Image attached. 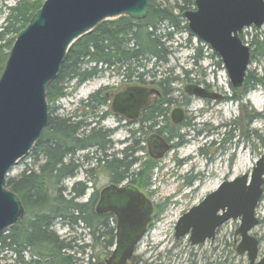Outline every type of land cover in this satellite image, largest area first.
Listing matches in <instances>:
<instances>
[{
	"label": "water",
	"instance_id": "1",
	"mask_svg": "<svg viewBox=\"0 0 264 264\" xmlns=\"http://www.w3.org/2000/svg\"><path fill=\"white\" fill-rule=\"evenodd\" d=\"M40 5L16 35L0 74V234L24 214L21 200L5 187V181L49 123L46 86L57 77L67 51L75 40L104 20L125 15L144 19L149 0H43ZM192 8L181 15L188 30L219 56L231 86L240 87L251 63L249 46L240 34L247 27L264 25V0H194ZM184 91L193 97L214 99V93L196 84L186 85ZM157 92L154 87H130L118 93L112 105L118 114H136L147 105L150 94ZM182 115V109L174 108L172 122L180 123ZM147 150L152 159H160L170 146L152 135ZM263 183L261 153L250 173L221 182L184 212L175 222V239L188 236L191 245L212 242L222 224L239 221L234 231L239 236L236 254H246L247 264H264L258 239L251 234L259 224L256 208ZM99 195L95 212L116 217L115 242L105 263L126 264L152 221L153 204L131 184L112 183Z\"/></svg>",
	"mask_w": 264,
	"mask_h": 264
},
{
	"label": "trees",
	"instance_id": "2",
	"mask_svg": "<svg viewBox=\"0 0 264 264\" xmlns=\"http://www.w3.org/2000/svg\"><path fill=\"white\" fill-rule=\"evenodd\" d=\"M193 2L194 0H176L171 4L167 0H149L148 13L144 19L134 20L125 15L114 20H104L91 32L73 42L57 77L46 86L49 123L41 131L33 147L34 161L21 173L7 177L5 181V187L21 200L24 214L10 230L0 234L1 250L9 249L19 255L26 251L30 252L35 260L31 259L29 263L22 261L24 264H75L76 261L67 254L74 248L73 241L59 237L55 233L52 228L56 223L62 227L80 226L87 229L91 243L83 246L91 249L97 244L110 252L109 248H112L115 242L116 219L113 215H98L95 212L100 190L93 188L86 201L78 202L90 189L89 184H92L97 176L96 168H84L86 178L74 181L70 185L68 197L63 196L66 186H61V183L76 177L79 170L93 160L96 167L101 165L108 174L109 184H131L144 193L149 185L150 170L155 161L150 157L142 161V155L139 153L145 151V147L141 148L140 145L121 151L109 150L107 131L104 128L92 129L87 137H83V142L85 145L101 139L105 142V147L84 152L81 150V139L77 132L81 122L80 109L84 114L92 102L98 103L100 107L107 105V98L102 97L99 92L88 95L85 99H78L75 106H70L69 109L59 104L61 111L59 113L56 104L59 99L69 97L71 94L66 93V85L72 84V87L84 85L108 71L113 73L112 76L156 85L161 92V98L149 106L148 118L150 121L159 120L162 113L167 115L169 110L167 106L175 103L171 95L173 92L171 83L178 81L179 78L169 74L157 79V70L154 68L168 64L173 53L169 40L175 34L187 32L189 38L194 37L187 28L186 20L181 17L183 12L192 9ZM41 3L42 0H17L3 10L0 8L3 17L0 24V74L16 35L28 24L31 15L39 9ZM240 38L245 40L243 33L240 34ZM198 42L202 44L200 40ZM249 48L251 62H255L258 57L264 59V31L255 32ZM194 51V60L198 61L202 54L201 48L195 47ZM215 55L218 56L216 53ZM218 64H222L220 59ZM246 70L242 86L235 89L230 85L232 96L227 100L241 101L250 90L264 86V68L261 75L256 74L253 69ZM184 73L187 79L189 73L188 71ZM181 95L184 96L181 105L187 104L189 95L185 93ZM104 115L107 113H103L102 116ZM165 124L170 127L172 125L170 120ZM153 126H156V123L151 125ZM257 137L261 139L260 136ZM261 142L264 145V138ZM86 147L84 146V149ZM76 151L78 153H75ZM263 196L264 190L261 200ZM155 217L154 214L152 221ZM151 223L149 228L152 226ZM176 243L178 245L179 241ZM224 243L230 246L226 241ZM188 245H191L189 241ZM174 246L177 247L176 244ZM133 255L129 260L132 263L135 262ZM89 264L106 263L90 260Z\"/></svg>",
	"mask_w": 264,
	"mask_h": 264
},
{
	"label": "rangeland",
	"instance_id": "3",
	"mask_svg": "<svg viewBox=\"0 0 264 264\" xmlns=\"http://www.w3.org/2000/svg\"><path fill=\"white\" fill-rule=\"evenodd\" d=\"M16 1L0 0L1 10L7 5H13ZM175 1L167 0L171 4H174ZM2 21L3 17L0 11V24ZM257 31H264V25L255 30L250 27L244 29V42L248 46L252 36ZM169 44L172 45L173 53L169 57L168 64L160 65L154 70H157V79L169 74L179 78L178 81L171 83L173 88L171 95L175 103L167 106L169 107L167 115L169 116L173 108L185 107L188 116L187 125L177 129L180 136H174V141H172L175 143L174 146L165 152L162 158L153 159L155 162L150 170L149 185L144 192L154 206L156 217L144 238L136 245L133 255L135 262L129 261L128 264H247L246 254L238 255L235 253L234 246H228L224 243L232 240L239 221L230 220L221 225L217 237L211 244L206 241L200 245L191 246L188 245V238L184 237L178 240L177 245V240L173 234L175 222L184 212L197 205L221 182L230 181L243 173H250L255 161L261 153H264V145L261 142L264 138V86L250 90L241 101L226 100L216 103L210 99L203 100L189 96L187 104H184L186 106H181L180 104L184 99L181 93H184V87L189 84L193 75H196V79L200 81L205 80L206 83L216 86L220 93L228 97L232 96L231 84L223 64H218L219 57L205 43L202 42L201 44L195 37L189 38L187 32H182L175 34L169 40ZM195 47H200L202 51L198 61L194 60ZM263 68L264 59L260 57L248 66V69H253L258 75L263 73ZM184 71L189 73L187 79ZM112 75L113 73L106 71L83 86L66 85V93L70 92L71 94L69 97L65 96L59 99L58 103L65 109L75 106L78 99L85 98L98 85L111 83L119 78L117 76L112 77ZM248 114L250 115L247 118ZM108 120H110L109 124H112V120L110 118ZM197 130L208 131L207 134L210 136L206 138L197 136ZM229 130L230 134L228 136L225 134L226 139L221 146V142L218 141L223 140L225 136L223 134V137L222 133H227ZM216 131H218L217 135H215ZM257 135L261 137L260 140ZM210 139L216 140V143L207 145L204 149L206 158H208L206 164V161L198 154L197 146L202 145L206 140L208 142ZM32 150L33 148L14 165L7 177L21 173L26 166L32 164L34 161ZM139 155H142V161L149 158L146 148ZM89 167L96 168L97 176L92 184H89L90 189L78 202L86 201L93 188L101 190L103 186L109 184V176L103 167L101 165L96 167V163L91 160L79 170L76 177L61 183V186H66L64 197H68L67 192L74 181L86 178L84 168ZM187 176H190L187 179L190 181L189 184H186ZM262 199L256 208V215L260 223L252 229V235L259 238V253L263 255L264 196ZM52 229L59 237H66L73 241L74 248L67 254L76 261L75 264H89L90 260L92 262L104 261L113 250L109 248L110 252L108 253L107 249H102L97 244H94L91 249L84 247L91 243V239L87 229L80 226L70 228L55 223ZM8 230L10 228L6 229V231ZM175 244L177 247L174 246ZM230 251L233 252L230 253ZM91 255L92 258H90ZM31 259L35 260L28 251L19 255L9 249H0V262L2 264H24L22 261L29 263Z\"/></svg>",
	"mask_w": 264,
	"mask_h": 264
},
{
	"label": "flooded vegetation",
	"instance_id": "4",
	"mask_svg": "<svg viewBox=\"0 0 264 264\" xmlns=\"http://www.w3.org/2000/svg\"><path fill=\"white\" fill-rule=\"evenodd\" d=\"M195 76L196 75L191 76L189 84H192V85L196 84L198 86L205 88L211 93H214L213 94L214 99H210L211 101L218 103V102L227 100L228 96L223 93H220L216 86L206 83L205 80L200 81L199 79H196ZM139 86H146L149 88L154 87L158 90V92L150 94V97L148 98V101H147V105H142L136 114H133L132 112L127 113L126 115L116 113L112 105L114 101V97L118 95V93L125 92L130 87H139ZM97 92H99L102 97L107 98L108 101H107V105L103 107H100L98 103L92 102L88 106L87 113H84V114H83V110L80 109L81 111L79 115V121L81 122H80V129L77 132H78V136H80V139H81L80 140V143L82 144L81 150L83 152L89 149H99V147L101 148L105 147V142L102 141L101 139L93 143L88 142L87 144L84 145L83 137H87L88 133L92 129L98 130V129L104 128L105 131H107V134H106L107 135L106 139L108 141L107 148L113 151L116 149H117L116 151H121V149H125V148L131 149V147H136L137 145H140L141 148L145 147L146 149H148L149 138L152 135L157 136L159 139H162V140L164 139L167 142V144L170 146V148H172L175 144L174 142H172L174 141L173 140L174 136L175 137L180 136L178 134L177 129L183 127L184 125H187L188 116H187L185 107L180 108L183 111V115H182L183 120L180 123L175 124L174 122H172L170 115L173 110L170 112L169 116L166 115L165 113H162L159 120L155 119V120L150 121V118H148V114H147L148 108L149 106H151V104L155 103L158 99L161 98V92L156 87V85H151V84L148 85V84H144L141 82L138 83L134 80H131L130 78L119 77L117 78V80H113L111 83L98 85L96 89L89 92L86 96L91 95V94L93 95ZM217 97H220V99H217ZM203 100H209V98H204ZM181 106H186V105L183 104ZM56 108H57V113L61 112L58 102L56 104ZM99 108H102L104 110L101 111V109ZM103 113H107V115L102 116ZM109 118L112 120V124H109V121H110L108 120ZM168 120H170L171 124H174L173 126L171 125V127L173 128H171L170 126H167L168 124H165L166 121ZM158 121L160 122L158 123ZM153 123H156V126L151 127ZM106 125H109V126H106ZM50 130L53 131V129H50ZM207 132L208 131L205 132L204 130H197L196 134L197 136H200V137L204 136L206 138L210 136V134H207ZM217 132L218 131H216L215 134H217ZM223 134L224 136L225 134L226 136H228L230 134V130L227 131V133L225 132L222 133V136ZM226 136L221 141V146L223 142L225 141ZM210 144H212L211 139L208 140V142L207 140L206 142L204 141L201 147L199 146L198 152L202 156H205V158H206V152L204 151V149L205 147H207V145H210ZM84 146L85 147L87 146V147L84 149ZM75 153H78V152L76 151ZM207 160L208 158H206V164H207ZM189 177L190 176H188V178ZM186 181H187L186 184L190 183L189 180H186ZM259 223H260V220H259ZM219 228L215 232L216 237H217V234H218L217 232L219 231ZM238 239H239L238 236L233 235L232 240L229 241L228 243L231 246L235 247L238 242ZM258 241H259V238H258Z\"/></svg>",
	"mask_w": 264,
	"mask_h": 264
}]
</instances>
